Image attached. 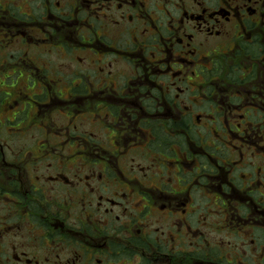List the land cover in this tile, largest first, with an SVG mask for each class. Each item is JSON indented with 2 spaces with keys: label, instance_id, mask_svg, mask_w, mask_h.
Segmentation results:
<instances>
[{
  "label": "flooded vegetation",
  "instance_id": "1",
  "mask_svg": "<svg viewBox=\"0 0 264 264\" xmlns=\"http://www.w3.org/2000/svg\"><path fill=\"white\" fill-rule=\"evenodd\" d=\"M0 164V264H264V0H0Z\"/></svg>",
  "mask_w": 264,
  "mask_h": 264
},
{
  "label": "rangeland",
  "instance_id": "2",
  "mask_svg": "<svg viewBox=\"0 0 264 264\" xmlns=\"http://www.w3.org/2000/svg\"><path fill=\"white\" fill-rule=\"evenodd\" d=\"M32 106V103L30 104ZM28 151L25 150H18L17 154L18 156L23 157L25 153H27ZM5 157L7 158L8 161H11L12 158H15L14 156V151L13 150H6L5 151ZM13 166V165H12ZM12 166H8L7 167H12ZM0 169H1V164H0Z\"/></svg>",
  "mask_w": 264,
  "mask_h": 264
}]
</instances>
